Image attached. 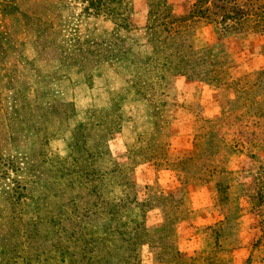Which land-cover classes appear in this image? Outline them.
<instances>
[{"label": "rangeland", "instance_id": "obj_1", "mask_svg": "<svg viewBox=\"0 0 264 264\" xmlns=\"http://www.w3.org/2000/svg\"><path fill=\"white\" fill-rule=\"evenodd\" d=\"M127 1L132 26L119 34L129 52L118 63L93 69L90 76L75 66L39 58L16 19L0 23V35L9 47L0 77L8 73L13 79L11 87L0 86V112L6 117L20 110L25 99L36 107L16 118L1 153L22 161L43 135L46 147L64 156L70 133L58 129L57 119L45 113L51 103L72 104L74 116L66 121L68 129L84 121L90 110L116 108L120 129L107 135V151L94 167L103 172L122 168L136 199L145 206L140 211L123 202L118 178L106 177L101 197L121 208L117 221H105V228L92 220L89 234L105 238V250L114 255V262L121 264L127 257L122 238L142 223L145 233L137 235L136 241L142 243L131 251V264H264V239H259L262 204L254 206L264 202V30L245 25L222 31L215 23L194 21L187 42L205 61L209 83L167 74L161 77V85L151 84L150 97L143 98L128 80L134 73L133 57L150 51L143 34L147 4L146 0ZM193 1L166 0L164 8L172 15L185 14ZM59 13L64 38L106 39L113 27L101 16L82 13L78 5L61 8ZM260 71L263 74L258 75ZM256 78L263 83L251 84ZM52 133L55 136L50 137ZM203 133L211 134L202 149L210 153V160L198 166L192 159L193 142ZM148 143L161 149L131 164L127 151ZM205 168L215 170L213 177L204 175ZM21 177L19 173L17 179ZM7 182L0 179V189ZM166 223L168 228L162 232Z\"/></svg>", "mask_w": 264, "mask_h": 264}, {"label": "trees", "instance_id": "obj_2", "mask_svg": "<svg viewBox=\"0 0 264 264\" xmlns=\"http://www.w3.org/2000/svg\"><path fill=\"white\" fill-rule=\"evenodd\" d=\"M146 4L143 34L150 51L133 57L134 73L128 80L131 88L143 98H149L150 85L159 86L161 77L167 74L209 83L205 61L187 42L188 28L194 21L202 19L215 23L222 31L242 29L245 25L260 32L264 30V0H243L241 3L237 0H194L188 11L180 15L165 10L166 0H146ZM70 5H78L86 15L110 21L113 27L109 37L95 40L72 35L64 38L59 11ZM128 10L127 0H0V23L16 19L39 58L75 66L90 76L93 69L103 63H118L129 52L119 34L131 29ZM8 48L5 36L0 35V71L6 69ZM261 74L263 71L258 72ZM7 76L8 73H4L0 77L1 87L12 86L13 79ZM261 83L263 80L259 78L251 82L255 86ZM34 109L31 100L25 99L20 110H12L6 117L0 112V179L8 180L0 189V264H117L114 255L105 250V238L90 236L89 224L97 220L105 228V221H117V209L121 207L101 197L100 189L106 177L118 178L123 187V202L140 211L145 206V202L136 199L133 184L122 168L103 172L94 167L107 151V135L120 129L118 110H90L84 121L68 129L66 121L74 116L72 104L51 103L45 113L57 119L58 129L70 133L67 153L64 156L52 153L42 135L36 140L35 149L22 161L4 156L2 146L13 133L16 118ZM52 134L50 137L55 136ZM210 137V133H203L194 139L192 159L198 166L210 160V153L202 150ZM160 149L158 144H149L127 151L126 155L131 164H138L146 154ZM203 170L204 175L213 177L215 170ZM19 173L23 176L21 179H17ZM261 204L259 239H264V202L260 200L254 206ZM167 224L161 226L162 232L168 228ZM144 231L141 223L134 225L127 238L121 236L128 247L122 250L127 257L121 264H131L130 253L136 243L141 242L136 241L137 235Z\"/></svg>", "mask_w": 264, "mask_h": 264}]
</instances>
